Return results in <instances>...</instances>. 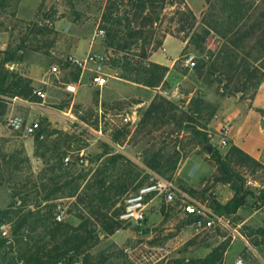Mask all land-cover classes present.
Returning a JSON list of instances; mask_svg holds the SVG:
<instances>
[{"label":"rangeland","instance_id":"1","mask_svg":"<svg viewBox=\"0 0 264 264\" xmlns=\"http://www.w3.org/2000/svg\"><path fill=\"white\" fill-rule=\"evenodd\" d=\"M20 1L0 0V73L9 71L4 61L13 55L19 63L14 73L31 80L27 75L32 66V71L37 70L32 77L44 81L39 83V88L48 95L47 98L32 95L26 99L3 97L4 102L0 106V214L54 216L62 213L59 223L77 226L82 219L93 220L85 208L89 201L85 196H91L93 190L98 188L96 186L101 184L104 191L111 195L108 203L114 204L105 211L106 217L118 221L125 197L136 187L156 177L170 179L182 190L190 191V194L202 200H210L214 193L211 189L215 185L213 176L216 168L198 142L203 134L208 138V133L217 125L214 116H218L219 108L214 100L218 97L238 99V95L221 92L214 75L210 74V80L207 78L209 64L223 44L227 42L229 45L221 35L236 33L242 26L247 29L253 23L251 15L258 14L263 8V0H202L204 10L198 17L185 4V0H174V6H167L161 22L151 28L147 47L150 53L156 50L167 33L185 41L181 59L192 55L195 60L192 69L185 67L184 72L188 75V80L184 81L186 86L177 82L176 86L171 87L167 81H163L155 90L145 89L121 80L119 71L109 65L107 72L114 78H110L102 90L91 89L89 74L85 73L81 82L83 87L74 96L65 93L63 85L77 81L80 72H66L62 61L68 54L55 59L52 52L63 41L68 42L59 40L58 35L63 34L67 39H74L76 53L84 55L92 50L111 57V50L104 47L105 35L93 40L95 32L102 29L101 17L107 0H53L51 3L50 0H36L37 5L28 9L22 7ZM238 12L241 14L234 16ZM203 31L207 36L201 49L197 36H202ZM131 53L137 54L135 51ZM121 55L115 54L114 57ZM53 65H58L61 72L53 74L50 70ZM231 72L227 68L221 73L229 75ZM31 83L33 87L32 80ZM190 87L195 90L191 98L198 93L210 106L207 111H201L196 118L197 123L192 124L200 132L199 135H193L184 127L178 130L175 124L166 120L173 116L182 124L184 117L181 113L188 112L190 100L178 98V94L191 90ZM160 97L172 102L174 108L166 107ZM243 97L244 101H251V90H246ZM139 103L145 104L144 110L153 103L162 104L159 111L162 114L161 111H165L167 118L162 122L157 119L146 126L139 125V119L135 121L131 114V109ZM18 108L29 110L31 114L24 115ZM14 115L25 121H38L39 130L32 136H25L5 129V119ZM126 117L128 121H125ZM182 125L188 124L184 121ZM28 140L32 144H27ZM123 144L133 157L139 153L137 160L144 166L142 176L137 165L124 156L116 154L114 157H104ZM158 149H164L162 153L166 158L173 151L179 153V162L172 175L159 174L147 167ZM94 150H99L96 157ZM67 156L70 165L65 166L63 160ZM101 158L93 171L89 162ZM106 161H113L118 170L107 172L104 167ZM236 168L249 185H264L263 166L246 164ZM124 175L129 178L122 179ZM140 176L142 180L134 188L125 190L129 185L127 180L139 179ZM53 177L56 184L51 182ZM111 177L115 178L111 180ZM107 181L110 187L106 186ZM47 186L48 190L44 191L43 188ZM54 187H59V191L45 198L46 193ZM157 204L150 208L148 219L142 225L120 222V228L112 234H101L100 226L95 225L99 234L93 236L81 252L72 256L71 264H84L85 256L88 257L87 264H199L215 252L214 264H222V251L230 243L226 232L180 227L181 215L177 204L163 201ZM2 224L9 225V234L0 239L9 246L12 244V225L9 222ZM18 264L24 263L19 261Z\"/></svg>","mask_w":264,"mask_h":264},{"label":"trees","instance_id":"2","mask_svg":"<svg viewBox=\"0 0 264 264\" xmlns=\"http://www.w3.org/2000/svg\"><path fill=\"white\" fill-rule=\"evenodd\" d=\"M167 6H174V0H107L101 17V28L105 31L104 47L111 50V57L107 56L109 65L112 69L119 71L121 80L151 90L157 89L162 84L168 68L148 60L150 51L147 47L149 45L147 44V37L151 33L152 26L158 25L163 19L168 10ZM239 14L241 12L234 16ZM183 16L186 20L188 19L187 16ZM251 16L253 23L247 29L242 26V28H238L241 30L235 31L236 33L221 35L225 41H228L229 45L227 42L223 44L218 54L213 56L207 73L209 80L211 75H214L220 85L221 92L233 96L238 95V100L241 101L244 99V92L248 89L251 90L254 97L264 77V6L258 14L253 13ZM190 17L194 20L192 14ZM167 34L173 36L170 33ZM206 36V32L202 36H197V44L201 49ZM160 45L161 43L155 49L159 48ZM233 47L239 52H236ZM130 50L137 52V54L131 55ZM119 53L122 55L114 57L115 54ZM4 62L9 64L18 62V59L12 55L7 57ZM227 68L232 72L229 75H222L221 72ZM33 91L31 80L17 76L15 73L10 75L9 71L6 70L0 73V106L4 102L3 97L25 99L31 98L32 95V97H37ZM159 99L166 107L174 108L172 102L161 97ZM161 107L162 104H151L143 111L137 123L146 126L151 123V120L159 119L162 122L167 117L165 118V111H161L163 114L160 113ZM209 108L210 106L205 103L204 99L196 93L189 101L188 112L181 113L184 117L182 124L186 121L187 126L180 125L173 116L166 120L175 124L178 130L184 127L193 135H199L200 132L192 124L197 123L196 118L200 116L201 111H207ZM198 144L201 147L210 145L205 134L201 136ZM163 150L158 149L153 153L147 167L159 174L169 173L172 175L179 162V153L173 151L166 158L162 153ZM209 158L216 168V173L213 176L214 183L229 185L234 192L233 198L223 205L215 201L213 196L211 197L209 206L217 214L229 215L239 209L256 211L260 205L264 204V189L259 196H256L245 188L246 179L236 170L238 169L236 167H243L246 164L261 167L258 162L233 146L225 155L213 148ZM51 182L56 184L54 177ZM96 187L98 188L93 190L91 196L87 194L85 196L89 200L86 202L85 208L93 220L82 219L77 226L56 222L53 215L0 214V225L6 222L12 225V244L7 246L5 240L0 239V264H18L19 261L24 264H71L72 256L81 252L82 248L93 239V236L99 234L95 225L100 226L101 234H112L118 230L121 225L120 221H111L105 214V211L114 205L108 203L110 196L104 191L101 184ZM59 189V187L51 188L46 193L45 198H49ZM43 190H48V186L44 187ZM90 191L92 192L91 189ZM248 197H251L253 202L247 201ZM144 223L146 221L138 224ZM215 256L216 252L211 257L208 255L199 264H214ZM83 262L84 264L89 263L88 257L85 256Z\"/></svg>","mask_w":264,"mask_h":264},{"label":"crops","instance_id":"3","mask_svg":"<svg viewBox=\"0 0 264 264\" xmlns=\"http://www.w3.org/2000/svg\"><path fill=\"white\" fill-rule=\"evenodd\" d=\"M36 0H21L20 5L24 8L28 7H34L37 5L35 3ZM185 4L191 8V11L193 14L198 17V15L201 14V12L204 10V7L202 6V0H185ZM208 25V24H207ZM59 40H68V42H62L59 47H55L52 54L53 58L58 59L63 54H77L82 55L81 53H76L75 49V42L74 39H67L63 36V34L58 35ZM186 42L174 37L167 35L159 48L152 51L149 55L148 60L152 63L164 66L168 68V71L165 75V78L163 81H167L171 87L176 86L177 82H182L184 86L186 84L184 83L187 79V73L184 71L186 70L185 67L182 65L181 61V54L185 48ZM58 45V44H57ZM92 47V43L90 45V48ZM31 66V64L29 65ZM32 66L30 67V73H28V77L33 82V87L35 89H38L42 91L45 95V98H47V92H45L43 89L39 88V83H44V81L37 80L36 78H33L32 76L35 74L37 70L32 71ZM66 72H64L65 74ZM66 76L67 73L65 74ZM65 78V77H64ZM77 82V81H74ZM106 86V85H105ZM188 86V84H187ZM83 87L81 85L79 89ZM91 88V87H90ZM191 90L182 91L178 95V98L183 97L186 101L190 100L192 94L194 93V88L190 87ZM93 90L94 89L91 88ZM103 89V88H102ZM100 89V90H102ZM79 91V90H78ZM172 98L176 99L175 95L171 96ZM219 99H215L214 102L219 108L218 116L221 121L227 122L229 124V132L227 134V138L229 140L228 146L224 148H219L217 146L218 143V137L214 138L212 142H210V145L218 150L222 155H225L230 147H236L239 150H241L245 155H247L249 158L253 159L254 161L258 162L261 166L264 167V130L261 129L260 123L263 119L264 115V77L261 81L258 90L256 91L253 99L251 101H244V100H238V99H231L227 97H218ZM18 110L25 114H31L29 110L23 111L22 109ZM28 117V116H26ZM27 121V120H26ZM35 121V120H32ZM30 122V121H27ZM217 125L213 129L212 133L216 134L217 132ZM26 142V141H25ZM32 144L31 140L27 141V144ZM112 144V142H110ZM126 146H120L118 149L114 148V152L104 155L105 158L107 157H114L116 154H120L124 156L129 161L133 162L140 170L141 176L143 175L144 166L142 163L139 162V153L133 157L129 153V149H125ZM99 150H94V156L96 157V154H98ZM103 158L100 160L93 159L91 162H89V166L93 167V171L96 170V168L99 165V162H101ZM125 163V162H124ZM123 166V165H122ZM105 170L107 172H113L114 170L117 171L118 168L116 167L115 163L113 161L107 162L104 165ZM120 172V169H119ZM138 178H130L128 181L129 185H127V188L125 190H130L132 187L134 188L139 181L142 180V177ZM115 178V177H114ZM111 177V180L114 179ZM122 179H128L129 177H126L125 175L121 177ZM109 181L106 182V186L109 185ZM147 184V183H146ZM144 185V184H143ZM142 185L138 186L141 187ZM245 186H249V183L247 182ZM110 187V185H109ZM136 187V189L138 188ZM258 187H261L262 190L264 189V185H258ZM135 189V190H136ZM124 190V189H123ZM134 190V191H135ZM214 191L213 197L214 200L217 201L219 204H226L231 198L234 196V192L230 189L229 185H223L220 183H215L214 186H212V189ZM133 192V191H132ZM262 193V192H261ZM107 196V195H106ZM108 196L111 195L110 193ZM207 201H209L207 199ZM247 201L250 203L253 202V199L251 197L247 198ZM161 201L158 199L152 200L148 205L147 210V218L149 215V210L152 206L157 205ZM179 226L180 222L184 220L181 212L179 213ZM257 215H264V212H260L258 210L256 211H246L239 209L236 212L227 215L229 218L232 219V221L237 225L240 226L241 232H243L249 240V244L251 245L252 249H249L245 244L239 240L230 242L222 251V258L221 262L222 264H234L236 259L241 258L243 264H264V217H255ZM238 218H237V217ZM182 227H187L189 224L186 223V221H183ZM180 226V227H181ZM248 229V231L246 230ZM219 230V229H215ZM263 236H262V235Z\"/></svg>","mask_w":264,"mask_h":264},{"label":"built area","instance_id":"4","mask_svg":"<svg viewBox=\"0 0 264 264\" xmlns=\"http://www.w3.org/2000/svg\"><path fill=\"white\" fill-rule=\"evenodd\" d=\"M105 31L98 29L93 37L103 38ZM183 67L192 69L195 66V60L192 55L184 56L181 59ZM109 59L103 53L93 52L89 50L86 54L79 56L68 54L63 58L62 66L66 72L78 70L80 72L77 82H68L63 85V90L69 95H76L79 87L82 85V76L85 73L89 74V87L94 89H102L113 75L107 72L109 68ZM53 74L61 72L58 65H53L50 68ZM33 93L39 98H45L42 91L34 89ZM217 120L216 134L209 132L208 138L212 142L216 136L218 137L217 146L224 148L228 146L229 140L227 134L229 132V124L220 120L219 116L215 115ZM126 117L125 121H128ZM5 129L13 132L22 133L25 136L34 135L40 128L38 121L26 122L18 115L9 116L4 121ZM82 162V159L80 160ZM65 166L70 165V158L67 156L63 160ZM158 199L166 204H177L184 221L189 226L196 230H211L219 229L227 233L230 242L239 240L249 249L248 237L241 232L240 226H237L227 215L217 214L210 206L209 201L190 194L186 190L179 188L172 180L162 177H156L151 182L138 187L135 191L129 193L123 200L122 210L119 212L118 221L124 223H140L146 221L147 210L149 203ZM20 205V201L17 202ZM258 211L264 212V204L260 205ZM62 213H56L54 220L62 221ZM9 234V225H0V237L6 238ZM76 264V263H75ZM234 264H243L242 259H236Z\"/></svg>","mask_w":264,"mask_h":264},{"label":"water","instance_id":"5","mask_svg":"<svg viewBox=\"0 0 264 264\" xmlns=\"http://www.w3.org/2000/svg\"><path fill=\"white\" fill-rule=\"evenodd\" d=\"M53 0H50L49 3H51ZM8 68H9V74H13L14 71L19 67V63L17 62H13V63H9L8 65ZM145 108V104L144 103H139L137 104L135 107H133L131 109V114L133 116V119L136 121L140 118L143 110ZM260 127L262 130H264V115H263V119L260 123ZM203 150H205L207 152L208 155H210L213 151V148L211 145H204L203 147ZM245 188H247L248 190H250L251 192H253L256 196H259L262 192V188L261 187H258V186H255V185H249V186H245ZM183 221L182 220L180 222V226L183 224Z\"/></svg>","mask_w":264,"mask_h":264}]
</instances>
